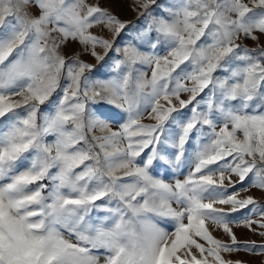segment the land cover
<instances>
[{"label": "snow or ice", "instance_id": "1", "mask_svg": "<svg viewBox=\"0 0 264 264\" xmlns=\"http://www.w3.org/2000/svg\"><path fill=\"white\" fill-rule=\"evenodd\" d=\"M120 3L0 0V264L264 255V0Z\"/></svg>", "mask_w": 264, "mask_h": 264}, {"label": "rangeland", "instance_id": "2", "mask_svg": "<svg viewBox=\"0 0 264 264\" xmlns=\"http://www.w3.org/2000/svg\"><path fill=\"white\" fill-rule=\"evenodd\" d=\"M112 9L118 15H121V17L124 19H131L133 17V14L127 8V5L122 4V0L120 4L112 5ZM246 43H248L250 46H254L251 41H246ZM261 43H264V37H261ZM74 50H79L78 46L69 45L68 51L72 52ZM80 54H81V59L85 61H89V62L91 61V58L87 54L83 53L82 51ZM185 174H186V170H185ZM180 178H183V177H180ZM244 195H252L258 200V202H264V200H262L261 198V192L258 189H251L248 193H241V196H244ZM247 214L248 213H245L243 211L241 213L233 214L234 223L232 227H233V231L238 237V240L255 241L257 245L264 244V237H261L260 235H258V232L260 231V229L257 228V231L254 233L248 230L247 228L236 226L235 222L241 221L243 217ZM253 219H259V217L256 216V217H253ZM214 235H216L220 239L225 240V242H228L227 237L222 233V231L217 230L214 232ZM223 255L225 259H231L234 261L241 260L244 262V264H264V255H252L244 251H241L238 253H232V254L224 253Z\"/></svg>", "mask_w": 264, "mask_h": 264}]
</instances>
